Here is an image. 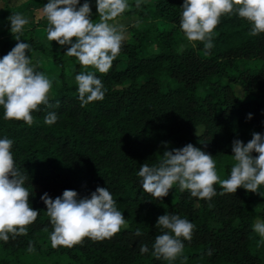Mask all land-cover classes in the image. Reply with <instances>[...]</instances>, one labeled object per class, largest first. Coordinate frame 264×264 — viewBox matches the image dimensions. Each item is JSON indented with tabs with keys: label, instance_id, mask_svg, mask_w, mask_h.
Listing matches in <instances>:
<instances>
[{
	"label": "trees",
	"instance_id": "trees-1",
	"mask_svg": "<svg viewBox=\"0 0 264 264\" xmlns=\"http://www.w3.org/2000/svg\"><path fill=\"white\" fill-rule=\"evenodd\" d=\"M48 2L28 1L0 13V58L18 42L8 18L22 13L29 23L21 39L52 59V104L60 102L58 108L41 105L32 113L31 126L4 119L0 106V139L13 140L15 166L26 176L30 205L39 211L27 235L0 240V264H264V238L252 227L255 218L264 221V206H254L264 196L243 187L227 193L217 183L211 200L181 192L178 185L155 199L144 192L138 176L144 163L158 164L164 151L192 143L212 154L221 180L229 178L233 140L246 144L253 132L264 134V33L253 36L248 20L224 15L210 50L201 41L178 50L184 0L141 2L139 8L129 2L125 15L135 13L146 24L132 27L133 39L124 40L106 74L96 72L107 90L104 99L81 107L75 76L82 66L66 55L70 45L46 43L35 31L38 24L47 29L46 16L38 18L36 13ZM227 80L243 88V100ZM49 111L58 116L51 125L44 122ZM195 126L203 127L199 135ZM97 187L109 189L127 227L104 240L85 238L70 248H53V226L40 197L47 192L55 199L65 189L90 197ZM166 213L195 225L192 239L183 241V254L171 262L152 255L155 238L162 234L157 220ZM137 229L142 235L135 234ZM30 242L35 249L31 252ZM141 244L149 251L141 254Z\"/></svg>",
	"mask_w": 264,
	"mask_h": 264
},
{
	"label": "clouds",
	"instance_id": "clouds-1",
	"mask_svg": "<svg viewBox=\"0 0 264 264\" xmlns=\"http://www.w3.org/2000/svg\"><path fill=\"white\" fill-rule=\"evenodd\" d=\"M141 2L135 0V6L139 8ZM96 5L99 14L96 22L91 18V0H84L82 5L80 0H49L43 6L48 21L47 39L61 46L70 45L66 55L76 57L85 69H95L75 76L81 107L104 99L107 90L96 72L106 74L120 54L126 32V26L120 21L130 10L129 0H96ZM182 9L181 30L189 41L204 42L206 50L213 47L214 29L224 15L236 14L248 20L253 36L264 33V0H184ZM8 19L10 32L18 42L0 58V106L4 108V119L21 120L31 126L34 122L32 113L40 111L41 105L58 108L60 102L57 100L55 105L52 104L53 80L38 70L42 61L33 63V56L26 54L34 53L32 46L21 39L28 19L19 12ZM239 98L243 100L244 96ZM252 115L249 113L248 119ZM57 119V114L49 111L44 122L51 125ZM12 146L13 140L0 139V240L5 243L10 235L13 239L27 235L28 226L39 215L29 203L31 193L25 187L26 176L15 166ZM232 152L234 164L227 179H220L212 154L192 143L164 151L158 164L144 163L138 176L142 178L144 192L155 199H163L174 185H178L181 192L188 190L193 197L211 200L217 194L214 187L217 183L227 193H236L243 187L264 196L261 191L264 185V134L253 132L252 139L246 144L240 139L233 140ZM40 198L47 206L46 212L53 226L50 234L53 248H70L85 238L104 240L127 227L125 216L117 209L107 187H97L90 197L81 198L76 190L65 189L55 199L47 192ZM156 227L162 234L155 238L152 255L171 262L183 254V241L192 239L195 225L179 215L166 213L158 217ZM252 227L264 238V221L258 220ZM135 234L142 235L139 229ZM34 250L30 242L28 251ZM140 251L141 254L148 252V246L141 244Z\"/></svg>",
	"mask_w": 264,
	"mask_h": 264
},
{
	"label": "rangeland",
	"instance_id": "rangeland-1",
	"mask_svg": "<svg viewBox=\"0 0 264 264\" xmlns=\"http://www.w3.org/2000/svg\"><path fill=\"white\" fill-rule=\"evenodd\" d=\"M28 1H31V2H36L38 0H0V13L4 12L6 10L7 7H10L11 6H20L22 4H25L26 2ZM154 0H142V2L144 3H153ZM129 2H135V0H129ZM43 8V7H41ZM91 8H92V14L94 15H99L98 14V11H97V5H96V0L95 1H92L91 2ZM43 9H37V17L40 18L41 15H43ZM94 22L98 21L99 20V17H96V16H93L91 17ZM121 23H123L125 26H126V32H125V40H132L133 37H132V27H136V28H141V27H144L146 22L140 20L137 16V14H130V15H125L124 14V17L121 19L120 21ZM1 23V22H0ZM167 23H163V22H160L159 25L160 26H165ZM40 25V24H38ZM41 26V25H40ZM1 30V29H0ZM38 36L43 40L45 41L46 43H52L53 45H57V42L55 41H49L47 39V30H44L42 33H39ZM191 41H189L185 34H181V38H180V42H179V45H178V50H181L183 47H185L186 45L190 44ZM149 48L152 49V50H156L155 49V45L153 43H150L149 45ZM32 56H33V59L37 62V61H42V65L40 66L41 67V70L44 71L49 77H51L53 74H54V64H53V61L52 59L50 58V56L48 57V55L46 54L45 51H42V50H35L34 53H32ZM80 72L82 71H87V69L85 68H80L79 70ZM144 77H140V79H143ZM231 85H232V88H233V91L238 95H243L244 94V90L243 88L239 85V84H236L234 82H230L229 80H227ZM126 84V83H125ZM53 91V90H52ZM203 129L202 126H195L193 128V130L197 133L201 132ZM254 206L255 207H263L264 206V199H259V200H256L254 202ZM262 221L261 219L259 218H255L254 219V223L256 221ZM259 235V234H258ZM260 236V235H259Z\"/></svg>",
	"mask_w": 264,
	"mask_h": 264
},
{
	"label": "crops",
	"instance_id": "crops-1",
	"mask_svg": "<svg viewBox=\"0 0 264 264\" xmlns=\"http://www.w3.org/2000/svg\"><path fill=\"white\" fill-rule=\"evenodd\" d=\"M19 6V5H18ZM18 6H11L10 5V7H13V8H15V7H18ZM38 9H43V8H38ZM0 29L2 30L3 29V27H4V19L3 18H0ZM0 30V31H1ZM47 30V29H46ZM35 31H36V33H37V35L39 34V33H42L44 30H43V28L40 26V25H36V27H35ZM49 57V56H48ZM52 94H53V91H52V89H51V93H50V96H52Z\"/></svg>",
	"mask_w": 264,
	"mask_h": 264
}]
</instances>
